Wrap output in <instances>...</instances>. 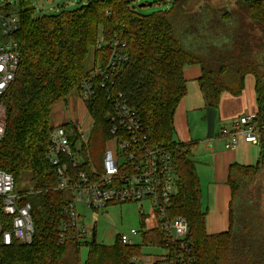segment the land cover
Here are the masks:
<instances>
[{"label":"trees","instance_id":"1","mask_svg":"<svg viewBox=\"0 0 264 264\" xmlns=\"http://www.w3.org/2000/svg\"><path fill=\"white\" fill-rule=\"evenodd\" d=\"M224 1L213 5L206 0L194 10L190 0H172L168 10L150 14L140 12L133 0H87L71 10L40 15L33 0L0 4V11L19 15L14 37L22 55L16 80L3 97L7 131L0 141V169L14 175L20 203L31 202L35 228L31 244L0 243V264H80L82 245L75 228L70 227L66 240L60 241L63 221L69 223L64 213L68 192L57 188V172L47 158L54 127L50 120L55 105L80 90L92 69L87 66L90 54L105 66L116 40L126 43L128 61L115 79V92L137 111L150 142L173 155L177 194L170 215L187 217L193 242L179 264H264V186L255 192L251 188L258 178L264 179V2L237 0L240 7H231ZM100 35L105 43L97 49ZM194 64L202 68L199 85L207 107L219 108L225 91L240 95L248 75L256 81L261 158L255 165L231 166L230 226L218 234L206 229L192 146L174 138L176 110L188 92L184 70ZM99 81L88 105L92 128L82 168L96 163L110 137L112 102ZM64 126L74 142V128L68 122ZM26 173L33 189L22 192L18 188ZM0 219L8 227L10 218L3 211ZM86 245L90 248L86 264H132L145 246L165 242L156 224L135 246L118 237L112 244L93 239Z\"/></svg>","mask_w":264,"mask_h":264},{"label":"built area","instance_id":"2","mask_svg":"<svg viewBox=\"0 0 264 264\" xmlns=\"http://www.w3.org/2000/svg\"><path fill=\"white\" fill-rule=\"evenodd\" d=\"M264 2V0H262ZM20 28L16 13L0 12V141L7 131V106L3 97L16 80L22 55L19 41L14 34ZM105 43L103 35L96 44L101 49ZM128 61L126 43L116 40L112 53L104 66L95 62L89 75L80 84L79 95L83 101L89 122L76 123V139L72 141L64 124H55L50 134L47 151L49 162L58 176V189L68 192V203L64 213L69 223L64 222L60 230V241L68 237L70 227L75 228L76 238L82 246L95 239L87 238L90 228L83 224L79 205L89 210L106 209L126 203L150 202L156 222L162 229L165 246L158 245L162 253L150 264H179L191 252L193 242L189 240L190 223L187 217L170 215L173 197L177 194V175L170 149L152 144L137 111L115 92V79ZM108 88L111 100L110 137L103 152V164L82 168L85 164L84 149L89 144L92 115L89 102L95 97V81ZM257 111L244 114L231 126H222L220 136L226 139L225 147L235 150L241 141L254 144L261 142ZM21 195L15 189L12 173L0 169V212L10 219L7 226L0 219V243L11 245L17 240L22 245L31 244L35 231L30 201L20 203ZM143 208V207H142ZM140 230L132 228L130 233L119 234L122 243L130 246L141 244ZM138 236V240L135 239ZM89 239V241H88ZM132 264H144V254L134 256Z\"/></svg>","mask_w":264,"mask_h":264},{"label":"crops","instance_id":"3","mask_svg":"<svg viewBox=\"0 0 264 264\" xmlns=\"http://www.w3.org/2000/svg\"><path fill=\"white\" fill-rule=\"evenodd\" d=\"M72 4H74V0H40L38 5L41 6V10L48 8L49 12L46 13H52L64 9L62 6ZM184 76L187 80L188 92L176 110L174 138L179 142L191 144L192 146L193 158L196 162L202 186L203 210L207 213L206 229L209 234H218L227 231L230 226V201L232 198V189L229 181L230 168L236 163L240 165L257 164L258 162L256 161H258L262 151L261 142L254 144L241 141L235 150L226 149V139L220 136L221 127L233 125L240 116L247 114L246 111H251V108L246 109L248 105H245L243 108L237 107L233 113L229 114L230 104L235 102L234 98L237 96L228 91L223 92L220 100L216 136L213 139H208L207 106L199 85L202 68L198 64L187 66L184 70ZM255 86L256 81L254 84V101L255 111H257ZM245 90L246 80L245 88L238 96L247 97L248 93L244 94ZM59 103L70 104V109L69 114H67L61 109L62 106L56 104L53 109L55 124L68 122L75 128L76 123H74L73 119L79 120L83 124L89 122L79 91H73L67 100ZM143 253V263L150 264L151 260L157 259L162 250L155 246H145Z\"/></svg>","mask_w":264,"mask_h":264},{"label":"rangeland","instance_id":"4","mask_svg":"<svg viewBox=\"0 0 264 264\" xmlns=\"http://www.w3.org/2000/svg\"><path fill=\"white\" fill-rule=\"evenodd\" d=\"M205 1L206 0H190V8L197 10L199 9L200 5H202ZM5 2L6 0H1L0 4L2 5ZM7 2L12 5H15L18 2V0H7ZM133 2L136 8L140 12L145 14H150L158 11L168 10L171 7L172 0H133ZM210 2L213 5H219L220 3L223 4L225 1L210 0ZM39 3L40 0L34 1V5L36 8V15H40L44 12L45 13L49 12L48 8L41 10L40 9L41 6L38 5ZM86 3L87 0H74V4L62 6V8L71 10ZM226 3H229L231 7L233 6L240 7L237 0H226ZM248 21H246L247 24H249ZM261 41H262L261 43H264L263 39ZM94 62L95 61L93 59V54H90L87 63L88 68H92ZM254 84H255L254 75L253 74L248 75L246 79V90L244 92V94L248 93V96L235 97L234 98L235 102L230 104L229 114L233 113L237 107L243 108L245 105H248L246 109L251 108V111L250 110L246 111L247 113L256 110L255 101H254V97H255ZM57 105L62 106L61 109L63 110V112L65 111L67 112V114H69L70 104L57 103ZM50 122L52 125H55V116L51 117ZM100 152L101 154L99 153L97 155L98 159L96 160L95 163V165L99 168H101L103 164V150ZM260 158L261 155L259 156V159L256 162H259ZM263 186H264V179L262 180L260 177L256 181H254V183L251 185V188L255 192L258 189L263 190L262 189ZM18 189L21 190L22 192H27L33 189V182L31 181L30 174L26 173L24 175L23 180L19 185ZM151 206L152 205L150 202H141V203L135 202V203H126L121 205H113L107 207L106 209H98L92 211L85 208L83 205H79V212L83 216V224L87 225L91 230V232L88 231L87 238L91 240L93 239L92 229L94 228L96 233L95 240L97 241V243L112 244L115 242L119 234L122 233L128 234L130 233L132 228H137L138 230H140L143 227L154 226L156 222V218ZM135 239L138 240V236H135ZM89 252H90L89 245H84L81 247L80 264H86V261L89 257Z\"/></svg>","mask_w":264,"mask_h":264},{"label":"water","instance_id":"5","mask_svg":"<svg viewBox=\"0 0 264 264\" xmlns=\"http://www.w3.org/2000/svg\"><path fill=\"white\" fill-rule=\"evenodd\" d=\"M219 117V108L207 107V138L213 139L216 136L217 120ZM94 231V235H95Z\"/></svg>","mask_w":264,"mask_h":264}]
</instances>
